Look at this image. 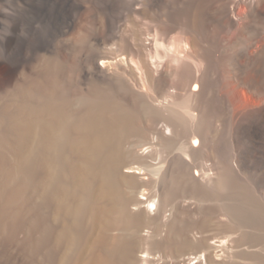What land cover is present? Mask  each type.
<instances>
[{"label": "bare ground", "instance_id": "6f19581e", "mask_svg": "<svg viewBox=\"0 0 264 264\" xmlns=\"http://www.w3.org/2000/svg\"><path fill=\"white\" fill-rule=\"evenodd\" d=\"M163 1L151 0L147 8L159 24H179L170 39L171 53L169 46L163 55L155 49L150 60L149 42L135 35L121 36L120 20L112 15L104 36L92 37L94 53L88 68L93 80L85 88L76 84L73 95L66 94L60 79L69 71L68 56L66 63L43 64L51 81L40 91L18 86L15 100L0 103V264L4 260L6 264L144 260L135 255L145 239L141 231L148 225L143 212L146 206L154 208L159 188L155 175L162 163L169 162L177 169L163 177L161 209L186 188L191 192L185 190L184 197L193 199L191 203L216 202L224 194L239 198L221 203L222 214L236 218L224 226L230 235L237 233L236 238L228 237L235 249L229 253L231 259L225 255L227 237L216 239L208 233L194 241L189 236V229L203 233L208 224H171L166 245H171L174 235L181 238L177 247H188L175 255L172 264L258 263L259 251H264L263 212L232 176V165L243 168L246 155L236 145L226 151L220 135L213 133L233 130L243 111L253 123L264 125V0L221 3L225 22L211 25L228 29L242 23L246 14L252 41L247 79L245 70L237 69L220 84L214 78L219 57L212 44L216 40L204 30L199 15L208 9L209 0H171L168 11L162 8ZM243 2L244 14L238 9ZM129 8L141 11L137 0ZM78 10V3L69 9L66 26ZM167 32L164 28L155 33ZM153 42L156 48L162 46L156 37ZM6 48L9 54L19 51L12 43ZM13 62L5 65L16 69ZM164 66L163 74L159 69ZM224 92L239 94L240 103L246 105L239 107L233 94L221 102ZM168 133L170 137L164 138ZM146 149L151 150L144 156ZM214 168H219L214 185L200 187L195 175H208ZM141 191L146 196L138 197ZM24 220L27 224H21ZM251 258L257 261H247ZM259 264H264V257Z\"/></svg>", "mask_w": 264, "mask_h": 264}, {"label": "rangeland", "instance_id": "374dc122", "mask_svg": "<svg viewBox=\"0 0 264 264\" xmlns=\"http://www.w3.org/2000/svg\"><path fill=\"white\" fill-rule=\"evenodd\" d=\"M77 1L0 0V13L2 14L0 18V103L3 102L2 100L4 99L11 102L10 99L13 96V98L17 96L18 88L25 87V85L33 91H40L41 85L44 87L51 81V74L44 68L43 64H45L47 60L66 63L68 56L72 58L69 71L64 78L60 79L61 81L63 80L62 86L66 90V94L72 96L76 84L85 88L93 80V76L88 68L89 57L94 53V48L91 43L92 37L93 35L101 38L104 36L106 20L111 18L112 15L120 20L119 33L121 36L129 38L135 35L134 37H142L145 39V42H149L148 45H151L150 54L152 57L154 56L153 53L155 49L162 55L165 54V47L169 46L167 48L169 52L167 53H171L174 50L172 49V40L179 24L168 22L169 24L160 23V25L156 16H154V12L147 8L148 2H151V0H137L141 10L140 13H135L129 8V4L133 3L134 0ZM170 1L171 0L163 1L162 8L166 11L170 10ZM223 2L224 0H209L208 9L199 11L200 18L204 20H202L204 23V30L209 36L213 35L216 40H213L212 43L211 38L209 42L213 44L219 56L216 62L217 66H215V71L217 72H215V75H217L214 77L215 80L218 79L217 82L219 84L227 81V73L234 72L237 69H244L245 73L243 78L247 79V63H249L248 61L251 54L250 44L252 41L248 17L246 14L243 15L247 12L246 2H243L244 6L242 3L238 5V9L240 8L239 11L242 9L245 11L242 10V15L245 18L241 20L242 23L239 24L240 26L237 25L226 29L211 25L212 22L216 20L225 22V19L221 17L220 10V6ZM75 3L79 4V10L70 24L66 26L65 20L67 14ZM158 25L164 27L161 28ZM154 28H156V30H163L165 28L166 31L170 32H167V35L160 36L156 35V30ZM173 28H175V30ZM155 37L159 43L161 42L160 44H162L163 47L159 45V47L156 48V46L153 45ZM171 38L172 40H170ZM8 43L18 46L19 51L9 54L8 50H6V45ZM64 49L68 51L66 52ZM143 55V60H147V52ZM151 59L154 60V57L150 58V60ZM8 61L9 63L14 61L13 63L17 64V68H13L12 70L7 68L5 63ZM159 71H162L161 73L163 74L166 73L165 66L160 68ZM227 94L229 93H223L221 102L225 100L224 97H228ZM236 94L237 93H230L229 95L232 96L233 99H237L235 101H237L236 103L238 105L241 98H239V94ZM13 98L12 100L16 99ZM242 102L239 104V107H244L246 105V102H243L244 104H242ZM245 112L243 111L242 114L237 117L233 130L221 133L214 132L213 134L216 136L220 135V145L222 144V148L226 151L231 150L232 145L239 146L244 151L247 159L246 165L248 166L245 165L243 168L238 169V167L233 164L232 176L245 192H248L250 196L254 197L256 202L260 205L264 216V125L262 123H253ZM163 137L168 138L170 135L169 133L167 135L164 134ZM158 146L159 144L156 143L155 148L159 149ZM150 150L151 149H146L143 155H148ZM161 165H163V167H160L159 172L157 170L158 174L155 175V179L159 185L158 191L153 197L155 206L154 208H148L145 205L146 209L145 206L143 207L145 209L143 218L146 216L144 224L148 225L143 227L141 231V235L145 239L142 248L137 251L135 255L144 260L131 262L130 264H172L176 254L187 252L185 249L188 247L184 250L177 247L179 246V240H181L180 237L176 236V238L172 235L171 245H169V247L166 245L167 243L165 241L168 240L171 224H208L203 233L200 230L197 231V228H191L192 230L189 229V236H191L194 241L198 240L201 235L208 233L216 236V239L219 237H227L225 255L226 258L231 259L230 254H234V251L231 250L235 249L232 247L230 239L228 241V237L234 236L233 238H236L237 233L230 235V232L228 233L224 226L228 223L231 224L236 218L223 215L221 203H229L239 200V198H230L228 195L224 194L220 196L216 202L206 201L202 204L191 203L193 199L190 200V198L184 197L186 191L191 192L186 188L184 190L182 189L184 192L178 193L175 198L170 200L165 208L161 209L160 202L165 188L163 177H168L177 169L176 165L172 162H169V164L162 163ZM218 170L219 168H214L208 175L202 173H200V175H195L196 179H198L197 184L200 187L213 186ZM161 188H163V190H161ZM137 195L141 198L146 196V193L141 191ZM244 204L250 207L249 203L244 202ZM131 207L132 210L134 209L133 211H136L135 206ZM21 224L27 223L24 220ZM240 224L250 223L241 222ZM215 238H211L210 240L213 241ZM175 242L178 245H175ZM192 244L195 246L196 242ZM179 250H182V252ZM6 251L5 249V252ZM259 252L261 258H263L264 251ZM194 254L195 253H192L191 255ZM187 255L188 253L185 254V256ZM261 258H259L257 264H259ZM247 261L255 263L257 260L251 258ZM4 263L6 264V260L3 261V264Z\"/></svg>", "mask_w": 264, "mask_h": 264}, {"label": "clouds", "instance_id": "9594fccd", "mask_svg": "<svg viewBox=\"0 0 264 264\" xmlns=\"http://www.w3.org/2000/svg\"><path fill=\"white\" fill-rule=\"evenodd\" d=\"M100 63H101V65L103 66V61H101Z\"/></svg>", "mask_w": 264, "mask_h": 264}]
</instances>
